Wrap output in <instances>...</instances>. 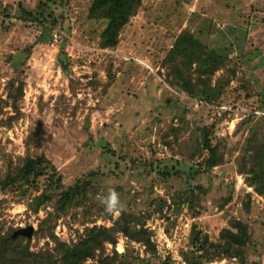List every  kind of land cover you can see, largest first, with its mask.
I'll list each match as a JSON object with an SVG mask.
<instances>
[{
	"label": "rangeland",
	"instance_id": "374dc122",
	"mask_svg": "<svg viewBox=\"0 0 264 264\" xmlns=\"http://www.w3.org/2000/svg\"><path fill=\"white\" fill-rule=\"evenodd\" d=\"M38 1L0 0V4L16 13L18 4L33 10ZM88 6L89 0H72L68 7L70 32L58 26L49 43L39 39L40 30L35 25L14 20L15 26L8 32L0 25V99L6 97L4 87L10 78L17 73L25 78L19 104L22 117L10 129L0 127L1 165L8 161L13 167L20 165L29 148L45 154L65 186L99 172L92 180L121 186L127 211L152 212L146 228L154 232L152 241L159 254L172 252L175 264H180V249H191L192 224L216 241L228 220L235 218L249 226L248 264H264V196L248 188L238 174L250 129L264 136L261 113L247 120V108L236 105L240 107L229 117L231 120L222 121L211 135L214 143L222 140L226 148L223 165L194 181L164 179L148 167L149 162L164 159L174 165L180 163L181 168L201 162L206 155L202 129L219 119L207 107L189 101L165 82L166 68L162 63L181 31L187 30L214 50H223L225 42L231 44L227 47L230 66H239L264 101V0H144L112 50L98 48L102 25L86 19ZM29 47V57L13 65L11 57L26 54ZM61 56L66 58L64 67ZM222 74L223 71L217 72L213 79ZM257 99L251 104L258 105ZM3 112L11 111L5 108ZM170 127L178 130L173 133ZM195 186H202L206 192L194 198L199 204L195 206L199 212L196 217L188 204L177 209L171 202ZM248 193L251 203L246 211ZM228 194L231 201L219 210L222 198ZM35 195L29 192L17 203L18 199L0 194V201L6 200L1 205V219L6 227L36 229L46 213L42 210L33 215L27 211L25 204ZM158 200L165 202L161 213L155 212ZM93 225L109 227L111 223L97 219L86 226ZM56 227L60 237L55 235ZM56 227L54 235L66 243L75 242L77 233L83 230L71 218L59 220ZM121 243L123 252L129 248L134 254L145 256L143 246H129L120 237L117 245ZM45 244L40 241L31 250ZM48 246L52 243L48 242ZM106 254H111L110 245H106Z\"/></svg>",
	"mask_w": 264,
	"mask_h": 264
},
{
	"label": "trees",
	"instance_id": "16d2710c",
	"mask_svg": "<svg viewBox=\"0 0 264 264\" xmlns=\"http://www.w3.org/2000/svg\"><path fill=\"white\" fill-rule=\"evenodd\" d=\"M71 1L39 0L33 10H26L18 4L16 13L12 12V8L0 4L1 28L5 32L10 31L15 26L14 20L35 25L40 30L39 39L49 43L53 29L58 26L65 32H70L68 7ZM143 2L144 0H89L86 19L102 25L98 32L99 49L112 50L118 46L120 34L135 19ZM63 46L64 43L61 42L60 48ZM224 46L223 50L211 49L192 33L183 30L166 54L162 63L166 68V84L182 93L189 101L207 107L214 113V117L219 116V119L202 129V148L206 155L198 164L181 168L180 163L177 166L167 159L148 163L149 170L156 171L161 178L175 177L183 178L187 182L194 181L198 176L223 165L226 148L222 140L214 143L211 135L222 121L231 120L229 117L240 107L236 105L247 108V113L250 114L247 120L253 115L257 116V113L264 117V101L261 95L254 91L237 64L230 66L227 47L231 44L225 42ZM30 49L31 47L26 49L28 57ZM10 60L14 65L12 59ZM219 71H223V74L214 80L213 77ZM231 83L234 85L231 86ZM70 85L71 93L75 95L72 83ZM24 87L25 78L21 77L20 73L6 82V97L0 99V116L7 115L0 118V127L10 129L13 123L22 117L19 104L23 99ZM256 98L258 105L251 104V100ZM5 108H9L11 112L4 113ZM170 129L173 133L178 130L173 127ZM165 144L168 145L169 142ZM238 174L243 177V182L248 188L258 196H264V136L261 137L259 131L254 128L248 133ZM97 175L99 172H93L91 178L83 176L72 185L65 186L61 174L45 154L33 152L29 148L20 165L13 167L9 161L6 165L0 163V194L18 199V203L27 193L35 192L36 195L25 204L27 211L33 215L42 210L46 213L45 217L38 221L31 240L24 237L12 239L11 236L16 230L6 227V222L1 219V205L5 204L6 200L0 201V264H175L174 254L170 251L166 252L164 259L162 258L152 241L154 232L146 228L152 212L135 214L127 211L123 188L118 185H103L97 179L93 181L92 178ZM109 189H114L119 194L124 205L119 218L107 214L100 203V198L106 196ZM205 193L202 186L190 187L180 196L172 198L171 202L177 209L181 204H188L193 212L192 216L196 217L199 212L195 210V206L199 204L194 198ZM245 197L244 209L249 211L251 194L248 193ZM158 201L155 212L161 213L165 202ZM221 201L219 210L231 201V195L228 194ZM67 218L83 226L82 233H77L76 241L71 243L62 242L54 235L58 221ZM97 219L108 221L111 225L86 226ZM166 220L169 221V218ZM120 237L126 240L129 246L132 243L143 246L145 256L136 255L129 248L118 253L116 246ZM40 241H45V246L32 251V246H36ZM48 242L52 243L51 247ZM189 243L191 249L178 251L180 264L249 262V226L235 218L228 220L227 226L219 231L216 241H211L196 224H192ZM106 245L111 246V254H106Z\"/></svg>",
	"mask_w": 264,
	"mask_h": 264
},
{
	"label": "clouds",
	"instance_id": "9594fccd",
	"mask_svg": "<svg viewBox=\"0 0 264 264\" xmlns=\"http://www.w3.org/2000/svg\"><path fill=\"white\" fill-rule=\"evenodd\" d=\"M100 203L107 214L116 218H119L124 210V205L121 203L119 194L114 189H109L107 195L100 198ZM117 248L123 251L124 245L122 243L118 244Z\"/></svg>",
	"mask_w": 264,
	"mask_h": 264
},
{
	"label": "water",
	"instance_id": "95a60500",
	"mask_svg": "<svg viewBox=\"0 0 264 264\" xmlns=\"http://www.w3.org/2000/svg\"><path fill=\"white\" fill-rule=\"evenodd\" d=\"M27 57H28V55L25 54V53H16L12 57V62L14 64H17L18 62L22 61L24 58H27ZM60 62L62 64V67H64V65H66L65 56H61ZM33 231H34V228L32 226H28L26 228H20V229H18V230L13 232L11 238L15 239L17 237H24L27 240H31L32 236H33ZM116 250H117L118 253H122L123 252V251H120L118 248H116Z\"/></svg>",
	"mask_w": 264,
	"mask_h": 264
},
{
	"label": "built area",
	"instance_id": "2783aa9c",
	"mask_svg": "<svg viewBox=\"0 0 264 264\" xmlns=\"http://www.w3.org/2000/svg\"><path fill=\"white\" fill-rule=\"evenodd\" d=\"M53 36H54V38H57L56 34H53ZM58 230H59V227H56L55 235L58 236V237H60L59 234H58V232H57ZM162 258L164 259V255L162 256ZM178 261H179V258H178ZM213 264H217V263L215 262Z\"/></svg>",
	"mask_w": 264,
	"mask_h": 264
}]
</instances>
